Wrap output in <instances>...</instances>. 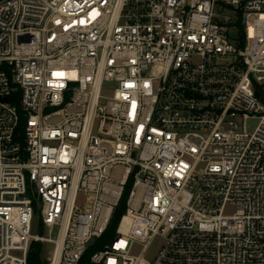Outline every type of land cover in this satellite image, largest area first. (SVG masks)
<instances>
[{
  "label": "built area",
  "instance_id": "2783aa9c",
  "mask_svg": "<svg viewBox=\"0 0 264 264\" xmlns=\"http://www.w3.org/2000/svg\"><path fill=\"white\" fill-rule=\"evenodd\" d=\"M122 204L90 264H264V0H0V264Z\"/></svg>",
  "mask_w": 264,
  "mask_h": 264
},
{
  "label": "trees",
  "instance_id": "16d2710c",
  "mask_svg": "<svg viewBox=\"0 0 264 264\" xmlns=\"http://www.w3.org/2000/svg\"><path fill=\"white\" fill-rule=\"evenodd\" d=\"M239 29H240V33H241L242 27L240 26ZM24 122H25L24 118L22 117L21 121L19 123V126L17 128L16 136L18 139H21V140L23 137L22 134H23V130H24ZM123 211H124V204H122L116 210L108 234H106L103 237V239H101V241H98V243H95V245H90L88 247L87 251L85 252V254L82 257L79 264H90V256H91L92 252L95 249H99L102 246V244H104V242L109 239V237L112 234L113 230L115 229ZM45 252H46V247H45V244L43 242L33 241L31 246H30L29 253H28V264H50L49 260L44 257Z\"/></svg>",
  "mask_w": 264,
  "mask_h": 264
},
{
  "label": "rangeland",
  "instance_id": "374dc122",
  "mask_svg": "<svg viewBox=\"0 0 264 264\" xmlns=\"http://www.w3.org/2000/svg\"><path fill=\"white\" fill-rule=\"evenodd\" d=\"M114 88H115V84H114V83L110 84V85L108 86V88L106 89L105 94L108 95V96H111V95L113 94V90H114ZM256 125H257V120L253 119V120H250V121H249V128H250V130H253V129L256 127ZM39 231H40L39 228L34 227V229H33V232H34V233H37V232H39ZM56 232H57V231H54L53 234L56 235ZM44 233L47 234V232H44ZM44 244H45V247H46V252H45V256H44V257L47 258V259L49 260V257H51V255H52L53 244H50V243H44ZM134 251H135L136 253H139V252L142 251V247H141L140 245H137V246L134 248Z\"/></svg>",
  "mask_w": 264,
  "mask_h": 264
}]
</instances>
